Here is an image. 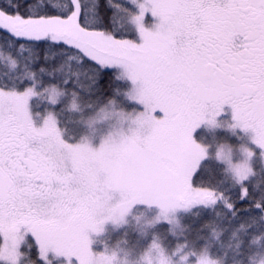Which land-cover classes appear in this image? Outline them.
<instances>
[{
  "label": "snow or ice",
  "instance_id": "obj_1",
  "mask_svg": "<svg viewBox=\"0 0 264 264\" xmlns=\"http://www.w3.org/2000/svg\"><path fill=\"white\" fill-rule=\"evenodd\" d=\"M128 2L139 11L114 0L103 12L101 0L91 8L84 0H67L63 7L42 5L41 14L33 0H0V39L19 42L21 49L25 42L71 49L93 69L94 82L105 69L121 66L120 77L135 85L130 98L144 105L134 127L110 135L99 148L72 144L62 138L52 112L42 126L30 113V98L42 94L36 87V73L44 71L39 61L27 78L0 77V261L6 264H19L27 232L46 264L49 252L69 264L73 257L79 264H111L106 253L90 248L89 232L101 231L106 220L136 203L165 207L201 195L211 200L210 191L193 186L206 155L193 133L202 123L216 124L225 105L233 111L231 127L251 130L264 148V0ZM107 7L128 13L142 42L110 30ZM149 11L159 18L154 30L144 25ZM115 18L113 12V23ZM33 20L57 27L39 34L15 27ZM44 91L52 104L61 94L55 86ZM115 193L121 198L113 204Z\"/></svg>",
  "mask_w": 264,
  "mask_h": 264
},
{
  "label": "rangeland",
  "instance_id": "obj_2",
  "mask_svg": "<svg viewBox=\"0 0 264 264\" xmlns=\"http://www.w3.org/2000/svg\"><path fill=\"white\" fill-rule=\"evenodd\" d=\"M133 6L134 12H138V7ZM122 19L135 31L136 39L134 40L137 43L142 42L129 15H125ZM158 22L159 18L154 17L150 11L145 14L146 28L154 30ZM42 25L43 31L57 27L48 21H43ZM2 56L3 53L0 50V58ZM115 68L119 73L123 72L121 66H115ZM126 79L131 84L129 91L121 98H112L93 107L92 111H87L88 106L91 105L84 104L77 98L70 100L66 108L73 116L71 120L69 118L67 126L61 125L55 109L61 100V94L57 102L52 104L49 99L50 92L40 90L36 84L37 90L42 94L29 100V110L34 123L36 126H42L48 113L52 112L56 116L62 138L66 142L75 144L86 141L91 147L99 148L105 138L122 131L127 132L129 128L134 127L135 117L144 110V105L130 98L129 93L135 85L129 78ZM53 86L61 93L58 86ZM73 102L76 107L72 106ZM156 115L162 116L163 113L157 111ZM216 121L214 125L202 123L193 133L196 142L206 149V155L201 158L197 172L207 159L208 162L217 161L240 185L242 195L246 197L247 183L255 177L256 169L264 171V148L254 142L252 138L254 134L251 130L245 131L242 128L231 127L234 123L231 106H225L224 112L216 117ZM207 166L214 169L211 165L207 164ZM239 172H243V178ZM193 186L197 187L194 185V180ZM199 188L204 192L210 191L213 198L209 200L206 196H195L187 200L170 202L165 207L158 204L136 203L124 215H117L114 219L106 220L101 231L89 232L91 250L97 254L106 253L111 258V264H230V260L240 261L241 250L229 258V261L220 259L221 257L214 256L211 251L214 236L199 243L193 238V231L185 226L183 221L185 212L197 206H212L223 200V197L212 189ZM120 198V194L115 193L111 203H116ZM0 235V246H2L4 238L2 233ZM19 250L24 254L20 257L19 264H30L33 260L39 261H36V264H46L44 260L38 259L39 246L32 233H26ZM220 251L228 254L225 248H221ZM255 255L256 258L251 264H264V240L259 241ZM48 259L51 264H69L67 257L57 256L54 252H49ZM0 264H6V262L0 261ZM72 264H79L77 258H72Z\"/></svg>",
  "mask_w": 264,
  "mask_h": 264
},
{
  "label": "trees",
  "instance_id": "obj_3",
  "mask_svg": "<svg viewBox=\"0 0 264 264\" xmlns=\"http://www.w3.org/2000/svg\"><path fill=\"white\" fill-rule=\"evenodd\" d=\"M67 0H33L38 11L43 14L44 7L49 4L63 7ZM115 3H123L133 12L134 6L127 0H114ZM107 0H101V11H105ZM94 0H84L85 8H91ZM11 12L12 9H7ZM116 13L115 23L112 22V14ZM105 25L110 29H119L118 36L127 35L130 39H136L135 31L122 19L128 13L106 8ZM7 17L6 20H12ZM42 20L23 21L15 27L29 34H39L43 31ZM27 25V27H25ZM0 50L3 56L0 58V77L9 80L27 78L28 74L39 65L43 72L36 73V79L40 81L38 88L44 90L56 85L61 90V100L55 109L58 113L61 125H69L72 114L66 108L70 100L77 98L88 106L93 107L105 103L112 98H121L131 89L130 82L120 77L115 67L105 69L98 82L95 81L93 69L87 61L81 63L71 49L59 51L52 46L37 49L25 42L21 49L19 42L11 39H0ZM25 84L32 81L25 80ZM19 90H23V86ZM211 165L214 169L207 166ZM198 177V179H197ZM194 185L210 188L220 194L223 200L212 206H197L183 214L184 224L193 231V238L199 243L212 238L211 251L214 256L229 261L235 253L241 250V259L238 262L230 260V264H251L255 258L259 241L264 240V171L257 168L255 177L248 181V191L243 197L242 190L226 168L217 161L208 159L201 165L194 177ZM190 231V232H192ZM218 237V238H217ZM1 245V235H0ZM224 246V247H223ZM225 248L227 253L220 251ZM38 261V260H36ZM39 262V261H38Z\"/></svg>",
  "mask_w": 264,
  "mask_h": 264
},
{
  "label": "flooded vegetation",
  "instance_id": "obj_4",
  "mask_svg": "<svg viewBox=\"0 0 264 264\" xmlns=\"http://www.w3.org/2000/svg\"><path fill=\"white\" fill-rule=\"evenodd\" d=\"M225 106H230V105H225Z\"/></svg>",
  "mask_w": 264,
  "mask_h": 264
}]
</instances>
